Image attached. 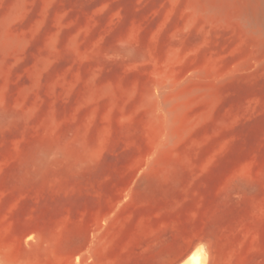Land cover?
I'll return each mask as SVG.
<instances>
[{
  "label": "rangeland",
  "instance_id": "obj_1",
  "mask_svg": "<svg viewBox=\"0 0 264 264\" xmlns=\"http://www.w3.org/2000/svg\"><path fill=\"white\" fill-rule=\"evenodd\" d=\"M197 249L264 264V0H0V264Z\"/></svg>",
  "mask_w": 264,
  "mask_h": 264
},
{
  "label": "bare ground",
  "instance_id": "obj_2",
  "mask_svg": "<svg viewBox=\"0 0 264 264\" xmlns=\"http://www.w3.org/2000/svg\"><path fill=\"white\" fill-rule=\"evenodd\" d=\"M202 249L195 250L191 255V264H203L202 263ZM205 262V261H204Z\"/></svg>",
  "mask_w": 264,
  "mask_h": 264
}]
</instances>
